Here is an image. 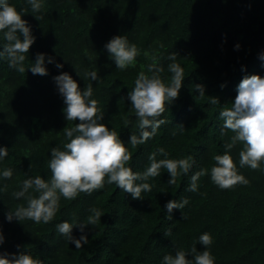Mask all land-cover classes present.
Listing matches in <instances>:
<instances>
[{
	"label": "trees",
	"instance_id": "obj_1",
	"mask_svg": "<svg viewBox=\"0 0 264 264\" xmlns=\"http://www.w3.org/2000/svg\"><path fill=\"white\" fill-rule=\"evenodd\" d=\"M9 3L23 12L35 42L26 54L24 74L0 58V147L8 148L0 171L13 172L11 179H0V188H6L0 191V230L5 237L0 252L30 253L43 264H163L164 256L189 252L194 244L204 250L199 237L209 233L213 243L207 250L214 264H264V171L239 168L238 144L230 154L249 184L222 190L210 176L213 157L225 153L232 135L228 130L221 135L220 111L234 102L245 76L264 77V0H42L39 12H33L27 0ZM117 35L139 49L134 67L120 70L110 58L105 45ZM4 43L0 33V47ZM173 52L184 75L179 98L161 117L166 122L156 135L131 148L130 136L139 129L128 94L141 71L151 75L147 69L153 63L164 69L161 78L170 82L168 57ZM38 53L45 54L47 75L29 69ZM48 57L54 63H48ZM92 71L98 81L85 78ZM64 72L81 90L91 84L92 98L104 112L101 123L114 128L132 152L129 166L134 172L145 171L149 155L162 147L167 156L158 154L157 160L193 157L188 175L169 185L170 174L161 169L159 176L144 181L152 190L142 193L143 200H133L112 184L75 200L61 197L60 210L48 224L9 222L8 212L27 206L26 199L13 193L21 191L27 179H50L52 148L63 149V129L79 123L66 120L64 98L54 81ZM196 85L204 86L203 97ZM212 96L220 104L212 105ZM201 169H208V175L198 181V192L187 191L191 176ZM183 199L189 203L174 209L169 218L166 203ZM93 207L103 216L88 226V243L77 249L56 225L83 223ZM169 230L171 236L166 237ZM73 235L81 233L74 228Z\"/></svg>",
	"mask_w": 264,
	"mask_h": 264
},
{
	"label": "clouds",
	"instance_id": "obj_2",
	"mask_svg": "<svg viewBox=\"0 0 264 264\" xmlns=\"http://www.w3.org/2000/svg\"><path fill=\"white\" fill-rule=\"evenodd\" d=\"M33 12H39L42 8V0H27ZM23 12L18 11L9 0H0V33L6 43L0 47V58H6L10 68L18 73L26 71V54L35 42L28 22L22 17ZM37 20L42 17L35 16ZM237 44L235 48L239 50ZM110 58L120 70L134 67L140 51L134 43H130L126 36H114L106 45ZM147 55V53H145ZM264 60V55L260 57ZM155 61L156 57H152ZM168 59V71L172 74L170 82L166 83L161 78L164 71L155 63L148 66V73L141 71L134 82V88L129 92L128 99L135 113L139 129L130 136L129 145L136 148L145 144L156 135L157 129L166 121L161 119L176 99L179 98L180 89L184 80L183 68L176 62L177 53L173 52ZM48 63H54V59L48 57ZM58 69L63 65L56 63ZM34 75H47L45 66V54L38 53L36 61L29 68ZM28 69V70H29ZM77 74L79 72L77 71ZM90 77L98 81L95 71L85 73V78ZM57 88L64 98L66 107L64 113L66 120L76 122L73 126L63 129L67 140L60 147L51 150V159L48 168L51 171L49 180L40 176L27 179L23 182L21 191L13 193L17 199L24 198L27 206H19L15 211L7 214L9 222L18 220H31L36 224H48L54 220L60 210V200H75L80 194H88L105 188L106 185L115 184L119 189L130 194L133 200H143L142 193L150 192L152 185L146 183L150 177L161 174V169H166L170 174L169 185H176L177 178L188 175L193 167L194 159L191 156L182 159H160L157 155L167 156L164 148H159L149 155L150 164L145 171L134 172L129 166L132 161V152L121 140L117 131L110 129L101 123L104 120L103 109L99 102L93 99V89L88 84L81 90L77 81L66 72L54 77ZM223 88L224 85H221ZM199 95H205L203 85H196ZM212 105L220 104L218 97H209ZM223 121L221 135L224 130L232 133L230 142H226L223 155L213 157L215 165L210 170L211 181L222 190L232 189L238 185H248L249 180L239 173V168L249 167L252 170H262L264 164V77L260 75L245 76L237 87V95L231 106H225L219 113ZM130 121L125 118L127 126ZM181 128H184L180 125ZM150 129V130H149ZM238 144L242 145L239 151V168L231 150ZM8 155V148L0 147V160ZM13 172L10 168L0 171V179H11ZM208 175V169H201L191 176L189 192H198V181L202 176ZM32 190L30 193L29 190ZM6 188H0L5 191ZM35 193V195L33 194ZM189 203L188 199L182 201L171 200L165 205L169 218L174 209L182 210ZM91 213L83 223H69L64 221L56 225L57 231L65 236L77 249L88 243V226H95L101 220L103 213L98 208H90ZM186 219V217H184ZM80 231L77 238L73 235V229ZM171 236V231L164 233ZM5 242V237L0 230V245ZM199 243L204 250L198 251L195 244L189 252L177 250L174 255L164 256L163 264H214V258L209 250L213 239L209 233L199 237ZM191 257V258H189ZM0 264H43V261L34 258L30 253L8 254L0 252Z\"/></svg>",
	"mask_w": 264,
	"mask_h": 264
}]
</instances>
